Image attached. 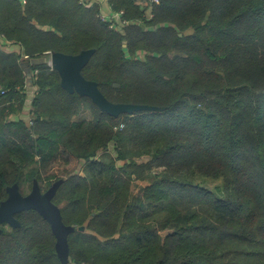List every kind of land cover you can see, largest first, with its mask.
<instances>
[{
	"label": "trees",
	"instance_id": "1",
	"mask_svg": "<svg viewBox=\"0 0 264 264\" xmlns=\"http://www.w3.org/2000/svg\"><path fill=\"white\" fill-rule=\"evenodd\" d=\"M92 3L0 0V35L27 60L94 49L84 77L153 108L114 116L43 62L33 119H9L28 76L0 46V204L9 188L58 184L70 264H264V0H109L123 11L113 27ZM15 217L0 264H65L38 210Z\"/></svg>",
	"mask_w": 264,
	"mask_h": 264
},
{
	"label": "water",
	"instance_id": "2",
	"mask_svg": "<svg viewBox=\"0 0 264 264\" xmlns=\"http://www.w3.org/2000/svg\"><path fill=\"white\" fill-rule=\"evenodd\" d=\"M94 49L81 51L79 54H66L62 52H53L50 56L52 67L56 69L61 76L62 85L70 92L77 91L81 95H87L99 105V107L114 116H119L122 113H130L152 106L133 104V103H114L110 101L100 90L96 81L88 80L84 77L82 70L91 59ZM46 57L32 58L23 62V67L28 76V85L33 86L32 65L46 63ZM58 184L51 187L50 190L43 193L38 184L34 185L31 193L23 195L17 186L8 189V198L0 204V224L7 222L15 226L18 221L15 214L26 209L34 208L38 210L59 232L60 247L59 252L64 260V254L69 253L67 247V235L72 227H67L62 224V218L57 207L52 203L53 190ZM1 232V229H0ZM65 264L66 261L64 260Z\"/></svg>",
	"mask_w": 264,
	"mask_h": 264
},
{
	"label": "crops",
	"instance_id": "3",
	"mask_svg": "<svg viewBox=\"0 0 264 264\" xmlns=\"http://www.w3.org/2000/svg\"><path fill=\"white\" fill-rule=\"evenodd\" d=\"M94 2H99L101 11L103 13H110V5L108 2L102 0H93ZM142 3V2H141ZM0 46L6 52H14L17 54H21L23 56L22 60H27L28 57L24 56V46L18 42H14L12 40H8L4 36L0 35ZM47 56L46 58H48ZM36 87L27 86V99L25 100L24 106L21 108L20 104L17 101H13V105L15 107L14 110L11 111L9 119L14 120H24L26 122H30L33 119V99L35 97ZM87 111H84L81 115H86ZM79 115L77 119H83ZM90 118V116H88Z\"/></svg>",
	"mask_w": 264,
	"mask_h": 264
},
{
	"label": "rangeland",
	"instance_id": "4",
	"mask_svg": "<svg viewBox=\"0 0 264 264\" xmlns=\"http://www.w3.org/2000/svg\"><path fill=\"white\" fill-rule=\"evenodd\" d=\"M140 2L146 4L147 0H140ZM51 54H49L48 56H50ZM49 59V57L47 58V60ZM47 64H49V61L46 62ZM88 116H91V114L89 113V111H87L86 115H81V118H88ZM112 148V147H111ZM103 155V157L105 159H109L111 158V156L114 155V151L113 148L110 150H107V152L101 153ZM195 181L196 182H200L203 184H207L209 187H211L212 189L216 190L218 193H221L223 191V184L220 180L217 179H213V178H206L203 176H196L195 177ZM9 193L6 194V197L4 200H6L8 198ZM3 200V201H4ZM2 201V202H3ZM64 260L66 261L67 264H70V257H69V253H65L64 254Z\"/></svg>",
	"mask_w": 264,
	"mask_h": 264
},
{
	"label": "built area",
	"instance_id": "5",
	"mask_svg": "<svg viewBox=\"0 0 264 264\" xmlns=\"http://www.w3.org/2000/svg\"><path fill=\"white\" fill-rule=\"evenodd\" d=\"M26 0H23V2H25ZM83 2L85 1V0H82ZM86 1H92V0H86ZM102 1H105V2H109V0H102ZM94 3H97V4H99V2H94L93 1V3L92 4H94ZM91 4V5H92ZM122 14H123V11H121V12H116V13H113V12H110V13H103V12H101V14H100V16H101V18L103 19V20H105V21H108V22H111V27H113V26H115V24H114V22H115V20H119L120 22H121V16H122ZM151 16V15H150ZM114 21V22H113ZM50 54H52L53 52H49ZM51 56V55H50ZM50 56H49V59H48V61H49V65L50 66H52V63H51V60H50Z\"/></svg>",
	"mask_w": 264,
	"mask_h": 264
}]
</instances>
